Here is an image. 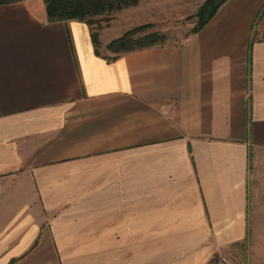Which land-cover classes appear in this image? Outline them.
I'll return each mask as SVG.
<instances>
[{
  "label": "crops",
  "instance_id": "crops-1",
  "mask_svg": "<svg viewBox=\"0 0 264 264\" xmlns=\"http://www.w3.org/2000/svg\"><path fill=\"white\" fill-rule=\"evenodd\" d=\"M246 235H264V0L113 59L44 0L0 2V264H204Z\"/></svg>",
  "mask_w": 264,
  "mask_h": 264
},
{
  "label": "rangeland",
  "instance_id": "rangeland-1",
  "mask_svg": "<svg viewBox=\"0 0 264 264\" xmlns=\"http://www.w3.org/2000/svg\"><path fill=\"white\" fill-rule=\"evenodd\" d=\"M204 2L205 0H139L136 5L93 16L91 31L98 35L103 54H111L106 50V45L112 39L135 25L147 22L154 23L149 30L166 34L165 42L177 44L193 32L199 22L197 12ZM151 15L156 18L151 19ZM263 237L264 235H246L240 241L225 244L208 254L204 264H264Z\"/></svg>",
  "mask_w": 264,
  "mask_h": 264
},
{
  "label": "trees",
  "instance_id": "trees-1",
  "mask_svg": "<svg viewBox=\"0 0 264 264\" xmlns=\"http://www.w3.org/2000/svg\"><path fill=\"white\" fill-rule=\"evenodd\" d=\"M14 0H0V2ZM227 0H205L199 8L197 16L199 22L193 32L201 30L218 12ZM49 20H80L88 23L91 28L93 16L110 13L125 7L138 4L139 0H45ZM154 23L147 22L127 29L122 35L112 39L106 50L111 54H104L113 59L122 53L164 43L166 34L157 30H149ZM92 30V29H91ZM96 52L101 54L100 39L92 32ZM103 54V53H102Z\"/></svg>",
  "mask_w": 264,
  "mask_h": 264
}]
</instances>
